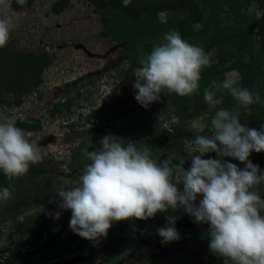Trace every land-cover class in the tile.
I'll list each match as a JSON object with an SVG mask.
<instances>
[{
    "label": "clouds",
    "instance_id": "9594fccd",
    "mask_svg": "<svg viewBox=\"0 0 264 264\" xmlns=\"http://www.w3.org/2000/svg\"><path fill=\"white\" fill-rule=\"evenodd\" d=\"M24 6L25 0H17ZM0 49L10 42L14 19L8 0H0ZM139 67L135 69V99L145 109L161 94L190 97L200 86L202 71L211 67L210 53L170 29L150 53L138 48ZM247 62V57H245ZM226 78L204 90L210 109L223 104L213 89L220 88L237 102L236 110L218 108L211 119L210 135L196 134L189 141L190 167L185 158L152 159L149 147L106 135L99 150L84 151L89 161L78 179L61 177L56 189L57 207L71 212L69 226L79 237L98 243L106 238L113 222L148 220L156 214L183 210L194 222L210 225L209 248L224 264H264V199L259 188L264 172L249 157L264 152V124L258 131L241 123L239 108L251 115V105L261 103L258 93L234 86ZM206 153L217 158L204 159ZM245 165L243 169L225 159ZM42 161L38 146L29 142L15 121L0 122V171L9 179H19L30 165ZM183 186V190L179 189ZM8 187L0 189V201L11 198ZM200 197L198 203L197 199ZM35 209H33L34 211ZM53 215L60 219V211ZM167 224L157 230L162 243L180 239L176 217L166 216Z\"/></svg>",
    "mask_w": 264,
    "mask_h": 264
},
{
    "label": "rangeland",
    "instance_id": "374dc122",
    "mask_svg": "<svg viewBox=\"0 0 264 264\" xmlns=\"http://www.w3.org/2000/svg\"><path fill=\"white\" fill-rule=\"evenodd\" d=\"M56 1L35 0L31 8L17 12L19 16L14 19L15 26L8 43L25 52H47L51 64L44 71L40 89L24 96L21 106L0 108V122H4L5 118L14 120L15 124L19 119L28 117L39 119L42 129L23 130L25 138L39 147L42 161L50 160L57 172L54 173L56 182L47 183L44 188L38 189L32 201L28 198L23 206H13L3 211L0 244L4 249L8 247L6 257H20L22 264H86V260L94 255L92 264H97L105 257L99 253L100 248L111 238L120 235L133 236L136 244L135 248L126 250L116 258L119 264H181L186 259L190 264H209L207 256L210 248L207 246L202 249L192 243L196 238L186 239V236H181L179 240L164 247L159 246L152 231L157 214L148 220H135L128 228L123 225V221L113 222L107 237L100 238L96 246L84 247L93 242L83 239L76 246H70L65 253L55 258L52 256L51 251L59 249L66 242L71 218L70 211L58 209L56 189L61 177L76 180L83 168L82 165L78 167L79 170L70 167L73 148L87 137L90 140L88 150H99L102 147L99 141L108 130L116 131L122 120L139 115L143 109L142 106L139 108L136 94L130 95L124 91H136L133 86L135 69L126 62L122 43L102 36V22L96 7L86 0H71L65 12L56 15L52 12V5ZM12 2L8 0L11 10L15 11ZM124 2L132 7L136 5L135 0ZM209 2L219 18L235 10V6H222L221 0ZM243 12L250 16H260V10L254 5ZM160 17L164 22L165 15ZM257 31L264 32V27ZM222 65L227 64L211 65L207 71L210 74L216 73ZM226 78L234 80V86L240 82L237 71L225 73L224 80ZM122 100H128L127 108L120 107ZM56 103L63 108V112L53 116L51 111ZM155 109V106L150 105L141 116L153 114V111L155 114ZM89 118L91 121H88ZM113 119L115 123L110 122ZM165 126L175 130L170 124L162 125ZM187 128L192 133V139L196 134L210 135L211 130V126L201 118L189 121ZM149 129L150 126H146L144 132L148 134ZM111 136L115 137L116 134L112 132ZM162 139L168 141L161 136H152L148 143L159 144ZM189 147L188 141L185 151L188 152ZM158 151L160 155L157 156V162L168 158L163 149ZM215 156L216 153H206L203 158L214 159ZM249 160L264 172V152H253ZM190 163L191 158L188 156L185 158V170L190 167ZM236 166L240 169L245 167L240 161ZM259 194L264 199V184L260 186ZM39 210L41 212L35 215ZM57 211H60L59 220L51 215ZM198 226L210 228L208 224L194 222L189 215L176 223L178 228ZM38 230H44L39 247L55 243L43 252H40L41 248L27 245L26 242Z\"/></svg>",
    "mask_w": 264,
    "mask_h": 264
},
{
    "label": "trees",
    "instance_id": "16d2710c",
    "mask_svg": "<svg viewBox=\"0 0 264 264\" xmlns=\"http://www.w3.org/2000/svg\"><path fill=\"white\" fill-rule=\"evenodd\" d=\"M86 1L94 5L96 12L100 15L103 27L102 36L111 37L122 43V53L126 62L134 69L140 66L138 48L146 54L150 53L154 46L161 43L163 36L170 29L177 30L183 39L210 53L213 60L212 65L227 64L222 65L213 74L208 73L205 68L201 74L199 89L192 96L179 97L175 94H161L160 99L151 104L152 107L155 106L157 113L154 114L153 111V114L141 116L145 110L143 107L139 115L129 116L122 120L116 131L108 130L106 135H111L113 132L116 134L115 137L125 140V144L129 141L136 142L137 148L146 143L152 153L151 158L154 160H157V156L160 155L158 150L163 149L168 158L176 160L173 163H178V160L188 157L185 146L192 139V133L187 128L189 121L201 118L211 125V119L218 108L236 110L239 107L227 91L220 88L213 90L216 91L217 97H223L222 105H218L217 109H210L204 101V90L210 87L213 81L217 85L222 84L225 73L232 71H237L240 75V82L236 87L247 88L253 93H258L261 98V103L250 106L251 115H248L245 109L239 108L241 123L258 131L261 129V125L264 124V32L257 30L264 27V0H221L222 6H235L232 14L222 18L218 17L217 12L212 11L209 0H135V7L127 5L124 0ZM34 2L35 0H25L24 6H21L17 0H13L12 8L16 12H22L31 8ZM70 4L71 0H57L52 5V12L60 15ZM253 5L260 10V16H250L243 12ZM161 15H165L164 22L161 20ZM245 57H247V62H245ZM50 64L51 57L47 52L39 54L25 52L12 44L0 49V108L21 106L24 96L37 92L43 83L44 71ZM124 91L130 95L136 94L133 89ZM128 104V100H122L120 107L127 108ZM139 108L136 107L137 110ZM62 112L63 108L57 103L51 111L53 116ZM88 121L91 119L89 118ZM114 121L113 119L110 122L115 123ZM165 123L170 124L175 130L172 131V128L167 126L162 127ZM15 125L22 131L42 129L41 121L33 117L19 119ZM111 126L113 127V125ZM146 126H150L148 134L144 132ZM210 132L211 130L209 134ZM152 136H161V138H167L168 141L162 139L159 144H149ZM85 138L72 150L70 167L76 170H79V166L84 167L89 163L84 156V151L88 149L90 140ZM225 159L235 165L239 162L230 157ZM55 172L57 169L53 168L50 160L30 165L29 172L19 179L9 180L0 171V189L8 187L12 193L10 199L0 201V221L3 220V211L5 212L6 209L13 206H23L28 198L30 201L33 200L38 189L44 188L47 183H55ZM178 187L181 191L183 190L182 185ZM199 199L200 197H198L197 203ZM39 212L41 210L34 214ZM187 215L183 210L175 213L169 210L165 214H157L152 231L159 245H166L162 243L157 232L159 228L167 224L166 216H175L177 223ZM131 222L136 221L135 219L123 221V225L126 228L131 227L133 225ZM176 229L180 237L194 235L196 238L193 241L194 244L209 245V229L206 227H176ZM43 235L44 230L36 231L34 236L27 238V245L39 247ZM82 240L83 238L76 235L69 227L67 240L58 249L59 253H65L70 246H76ZM53 244L55 243L50 242L39 248L46 250ZM96 244L93 242L84 247H94ZM135 244L133 236L119 235L111 238L107 244L100 248L99 253L105 257L97 264H119V260L116 258L126 250L135 248ZM4 248L1 247L0 250ZM15 258L16 260H14ZM92 258L94 255L88 258L85 263L92 264ZM208 260L211 264L224 263V258L217 256L212 251L208 255ZM5 264H22V259L8 257ZM181 264H190V262L184 260Z\"/></svg>",
    "mask_w": 264,
    "mask_h": 264
},
{
    "label": "flooded vegetation",
    "instance_id": "af4514ba",
    "mask_svg": "<svg viewBox=\"0 0 264 264\" xmlns=\"http://www.w3.org/2000/svg\"><path fill=\"white\" fill-rule=\"evenodd\" d=\"M189 228V227H188ZM190 238H195V236L194 235H186V239H190ZM194 241V240H193ZM193 241H192V243H193ZM157 244L159 245V243L157 242ZM197 245V244H196ZM159 246H161V247H164L163 245H159ZM197 246H199L200 248H202V249H205V247H207V246H209V245H206V246H202V245H197ZM1 247H4L3 245H1L0 244V248ZM59 248H61V247H59ZM7 249H8V247L6 248V249H2V250H0V264H5V262H6V260H7V258L8 257H6L7 256ZM49 249V248H48ZM47 250V249H46ZM45 250V251H46ZM40 252H43V250L42 249H40ZM52 252V251H51ZM55 253V254H54ZM54 253L52 252V256L55 258L56 256H59V255H61L60 253H59V250L58 249H55L54 250ZM209 254H211V250L209 251ZM208 257V256H207ZM187 260V259H186ZM205 260V259H204ZM187 261H189V260H187ZM163 262H160V264H162ZM208 263L209 264H211L210 262H209V260H208ZM26 264H28V262H26ZM164 264V263H163ZM180 264V263H179ZM224 264V263H223Z\"/></svg>",
    "mask_w": 264,
    "mask_h": 264
}]
</instances>
